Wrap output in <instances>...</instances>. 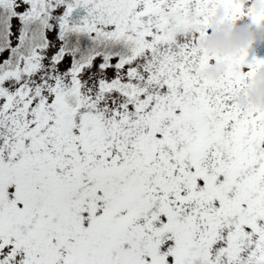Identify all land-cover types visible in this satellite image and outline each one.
I'll use <instances>...</instances> for the list:
<instances>
[{"label": "snow or ice", "instance_id": "6c2138e0", "mask_svg": "<svg viewBox=\"0 0 264 264\" xmlns=\"http://www.w3.org/2000/svg\"><path fill=\"white\" fill-rule=\"evenodd\" d=\"M169 3L0 0V264H264V110L232 96L264 59L174 43Z\"/></svg>", "mask_w": 264, "mask_h": 264}, {"label": "flooded vegetation", "instance_id": "af4514ba", "mask_svg": "<svg viewBox=\"0 0 264 264\" xmlns=\"http://www.w3.org/2000/svg\"><path fill=\"white\" fill-rule=\"evenodd\" d=\"M236 7L257 16L264 15V0H238ZM164 16L167 32L174 43L190 42L199 53L207 55L219 53L223 56L228 51L231 54L243 51L249 54V59L251 54L252 57L264 59V23L257 22L249 16H239L234 19L233 9L229 5L223 3L206 5L202 0H185L184 3L177 4L175 0H170ZM231 29L237 34L246 31L251 35L246 43H236L235 46V41H230L231 37H229ZM182 33L187 36L176 38V34ZM262 69L264 65H257L249 82L233 90L232 96L238 107H247L250 104L247 94L252 89L249 83ZM232 71L240 72L242 68L228 61L218 60L214 63L206 62L198 69L200 75L213 81L225 78ZM245 99L248 100L247 104L243 103Z\"/></svg>", "mask_w": 264, "mask_h": 264}, {"label": "rangeland", "instance_id": "374dc122", "mask_svg": "<svg viewBox=\"0 0 264 264\" xmlns=\"http://www.w3.org/2000/svg\"><path fill=\"white\" fill-rule=\"evenodd\" d=\"M170 36V34H168ZM173 35V34H172ZM187 34H176V38H179V37H186ZM260 71L259 73L256 75V77H254L251 82L249 83V87H251L252 91L248 94V98H250V104L247 106V107H244V106H239V108H242L248 112H251L253 110H264V107H260L259 105H257L256 103L253 102V97L255 96V94L258 92V90L260 89V87L264 86V80H260L258 79V77L260 76ZM250 89V90H251ZM249 90V91H250ZM242 105V104H241Z\"/></svg>", "mask_w": 264, "mask_h": 264}, {"label": "clouds", "instance_id": "9594fccd", "mask_svg": "<svg viewBox=\"0 0 264 264\" xmlns=\"http://www.w3.org/2000/svg\"><path fill=\"white\" fill-rule=\"evenodd\" d=\"M250 35L251 34L246 32V31H241L237 34L235 42L237 44H243L244 42L247 41V39L249 38ZM258 79L264 80V69L261 70V73H260V76L258 77ZM253 102L256 103L257 105H259L260 107H264V86L260 87L258 92L255 94V96L253 97ZM243 103L247 104L248 100L245 99L243 101Z\"/></svg>", "mask_w": 264, "mask_h": 264}, {"label": "water", "instance_id": "95a60500", "mask_svg": "<svg viewBox=\"0 0 264 264\" xmlns=\"http://www.w3.org/2000/svg\"><path fill=\"white\" fill-rule=\"evenodd\" d=\"M230 31H231V32H229L230 35H231V36H229V37H231L230 41H236L237 33L234 32L232 29H231ZM215 36H216V35H215ZM233 39H234V40H233ZM234 43H235V46H236V42H234ZM244 43H245V42H244ZM228 54H231V52L228 51V52L225 53V55H228ZM250 58H252V54L250 55ZM221 60H223V59H221ZM224 61H226V60H224Z\"/></svg>", "mask_w": 264, "mask_h": 264}]
</instances>
